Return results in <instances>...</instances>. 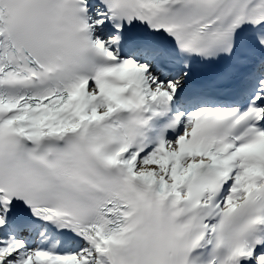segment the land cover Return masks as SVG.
I'll return each mask as SVG.
<instances>
[{"label":"snow or ice","instance_id":"snow-or-ice-1","mask_svg":"<svg viewBox=\"0 0 264 264\" xmlns=\"http://www.w3.org/2000/svg\"><path fill=\"white\" fill-rule=\"evenodd\" d=\"M0 264H264V0H0Z\"/></svg>","mask_w":264,"mask_h":264}]
</instances>
